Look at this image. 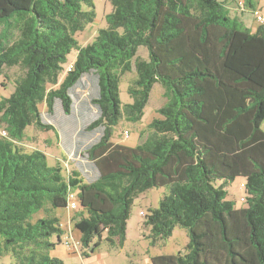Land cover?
Returning a JSON list of instances; mask_svg holds the SVG:
<instances>
[{
	"label": "trees",
	"instance_id": "16d2710c",
	"mask_svg": "<svg viewBox=\"0 0 264 264\" xmlns=\"http://www.w3.org/2000/svg\"><path fill=\"white\" fill-rule=\"evenodd\" d=\"M105 1V28L80 46L76 35L96 19L94 0H0V74L19 71L14 92L0 100V255L10 254L12 264H63L49 253L64 234L55 211L68 210L72 191L82 247L104 233L121 245L134 198L168 187L145 225L153 242L175 227L189 242L185 253L149 264H264V25L252 33L220 0ZM72 50L75 61L60 81ZM131 72L132 102L123 104L121 79ZM84 78L95 116L78 130L86 140L67 159H82L66 176L44 151L20 143L28 127L56 131L41 106L52 116L59 102L70 116ZM155 83L167 102L146 140L134 148L113 143L122 117L140 121ZM71 126L56 133L58 147ZM237 178L241 209L226 199Z\"/></svg>",
	"mask_w": 264,
	"mask_h": 264
},
{
	"label": "rangeland",
	"instance_id": "374dc122",
	"mask_svg": "<svg viewBox=\"0 0 264 264\" xmlns=\"http://www.w3.org/2000/svg\"><path fill=\"white\" fill-rule=\"evenodd\" d=\"M94 4L97 13L95 22L89 25L84 32L76 35L80 46L90 44L96 36L98 29L105 28L106 26L104 17L107 1L94 0ZM245 13H249L252 16V12L249 9H246ZM251 22L247 23L246 21L247 26H252ZM147 54L146 48H139V57L147 59ZM75 58L76 51L72 50L67 57L64 73L61 75L60 81H62L65 75L66 68L73 64ZM18 75L19 71L16 68H5L0 74V100L8 98L14 92V81ZM134 78L135 72H131L125 74L121 79L120 98L123 104L132 102L127 94V89ZM91 88V80L84 78L81 86L73 94L74 105L70 116L64 115L59 102L55 104L52 116L46 114L44 106H41L44 119L56 131L42 132L33 127H28L25 132V138L20 143V147L26 152L33 150L44 151L48 154V164L53 166L59 163L62 165L63 173L66 176L73 170H78L77 162L82 157L75 155L76 160L72 159L69 161L67 156L73 152L72 149L76 145V142L86 140L85 137H77L78 130L84 128L95 116V111L89 104ZM164 93V86L161 83H155L151 89L148 103L140 121L132 123L122 117L113 130L112 142L130 148L142 144L149 134L148 125L152 120L160 118L157 111L167 102ZM71 125H75L76 128L71 132L70 140L68 139L65 143L62 142L58 147L56 133H59L58 130L69 131L72 128ZM261 129L264 131V120L261 124ZM125 132L128 133L127 137H125ZM243 182L242 178H237L225 187L227 192L226 199L231 201L236 209L245 207V203L241 200V198L245 197L244 188H242ZM220 184V181L215 183L216 186ZM168 192V187L154 188L140 193L134 198L127 221L125 240L121 245L117 242H114V244L108 242L104 233L100 241L96 237L91 241L88 248H83L80 243L81 235L74 228L75 217L78 219L76 214L79 213V210L55 211V215L60 219L64 234L61 238L62 242L56 245L49 255L60 259L63 264H149L150 259L153 257L185 253L189 242L188 233L185 229L175 227L169 238L158 239L153 242L150 227L145 225L149 210L158 208L160 200ZM72 195L76 198V191H72ZM42 216L43 213L39 212L34 218ZM50 240L55 242L56 238H51ZM73 241L77 243L76 247H74ZM96 243H98V246H95ZM92 248L93 250L91 251ZM13 262L14 260L10 254L0 255V264H12Z\"/></svg>",
	"mask_w": 264,
	"mask_h": 264
},
{
	"label": "crops",
	"instance_id": "0c3cea01",
	"mask_svg": "<svg viewBox=\"0 0 264 264\" xmlns=\"http://www.w3.org/2000/svg\"><path fill=\"white\" fill-rule=\"evenodd\" d=\"M105 1V0H103ZM226 6V8L228 9L230 15L232 17H236L238 18L244 25L245 27H247L252 33H254L257 30V27L259 26L258 24H256L254 21V19L252 18L251 14L249 13H242L241 11H239L237 8V5L235 4V2H233L232 0H222ZM245 4H246V8L249 9L250 11L252 10H259L262 13H264V0H244ZM106 6V10H105V15L108 14L111 11V6L107 1V5ZM97 15V13H96ZM252 20V22H251ZM251 22L252 26H247L246 24ZM45 153V152H44ZM46 155H48L46 153Z\"/></svg>",
	"mask_w": 264,
	"mask_h": 264
},
{
	"label": "built area",
	"instance_id": "2783aa9c",
	"mask_svg": "<svg viewBox=\"0 0 264 264\" xmlns=\"http://www.w3.org/2000/svg\"><path fill=\"white\" fill-rule=\"evenodd\" d=\"M232 1L235 2V4L238 7L237 9L239 11H241L242 13L246 11L247 8H246V4H245L244 0H232ZM251 12H252V16H253L255 22L258 23L259 25H264V13H262L259 10H252ZM70 69H71V66H69L68 71H70ZM1 134L3 136H5L6 132L1 131ZM127 136H128V133L125 132V137H127ZM77 208H78V206H77L76 198H74V196L72 194H69V196H68V210H74L75 211ZM141 216H143V214H141ZM73 245H74V247H76L77 243H75L73 241Z\"/></svg>",
	"mask_w": 264,
	"mask_h": 264
}]
</instances>
